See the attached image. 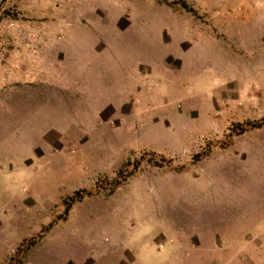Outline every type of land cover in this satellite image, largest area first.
Here are the masks:
<instances>
[{
    "label": "rangeland",
    "instance_id": "rangeland-1",
    "mask_svg": "<svg viewBox=\"0 0 264 264\" xmlns=\"http://www.w3.org/2000/svg\"><path fill=\"white\" fill-rule=\"evenodd\" d=\"M0 264H264V0H0Z\"/></svg>",
    "mask_w": 264,
    "mask_h": 264
},
{
    "label": "crops",
    "instance_id": "crops-1",
    "mask_svg": "<svg viewBox=\"0 0 264 264\" xmlns=\"http://www.w3.org/2000/svg\"><path fill=\"white\" fill-rule=\"evenodd\" d=\"M226 30L224 31V33L226 32ZM194 31H196V30H194ZM204 35H206V37L208 38L207 32H205ZM210 38L214 39L213 37H209V39ZM212 41H214V40H212ZM234 239H235V236L232 234H223L222 231H219V230L215 231L214 230L211 232H206L205 238L203 241H200V244L206 253L207 259L209 257H211V259H212L213 256H216V257L226 256V252L224 250L229 246H234V241H235ZM206 242H208V246L203 245V243H206ZM212 246H215V250L211 249ZM207 259H205L204 262H207Z\"/></svg>",
    "mask_w": 264,
    "mask_h": 264
}]
</instances>
